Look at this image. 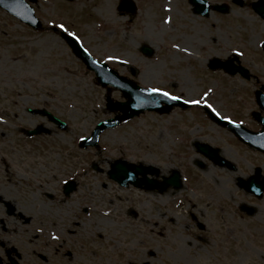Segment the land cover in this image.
Segmentation results:
<instances>
[{
	"label": "rangeland",
	"instance_id": "rangeland-1",
	"mask_svg": "<svg viewBox=\"0 0 264 264\" xmlns=\"http://www.w3.org/2000/svg\"><path fill=\"white\" fill-rule=\"evenodd\" d=\"M171 1L145 0L139 3V14L136 11L127 14L119 11L124 0H36L32 5L34 14L45 27L40 31L0 10L1 35L9 46L2 52L1 76L14 79V82L11 79L12 93L17 100L13 112L1 114L0 196L14 198L20 205L18 211L26 216L58 213L64 224L44 227L34 220L29 225L17 226L18 241H31L36 237L41 240L48 234L67 236L71 229L76 231L75 253L80 256L81 264H143L144 261L149 264H219V258L214 255L219 250L217 246L213 248L215 242L211 245L176 242L178 238L173 237L187 236V233L180 224L169 223L173 212L163 204L186 195L184 188L207 189L210 194L216 193L217 198L222 196V191L235 194L234 181L241 174L221 171L208 163L204 169L199 168L197 163H205L192 146L205 140L219 145L229 159H236L234 138L207 122L201 108L176 109L163 116L144 113L106 130L100 137L98 149L80 148L82 136L89 137L99 122L118 114L115 107L112 111L108 109V102L114 106L115 102L125 99L117 89L109 91L98 84L94 72L87 70L66 44L60 29L51 23L53 20L56 24L64 23L69 31L77 33L83 47L96 60L107 63L143 88H163L184 99L200 98L211 88L209 102L222 115L232 118L246 108L255 107L250 101V92L248 103H241L247 91V82L241 75L225 76L223 69L211 70L205 65L212 59H230L229 48L242 47L238 44L243 43L244 35L257 34L253 41L260 42L264 31L250 20H244V29H236L243 24L232 19H227L226 23L236 27L225 26L216 15L197 20L182 11L180 1L173 4ZM169 6L175 10L167 11ZM177 8L179 14H176ZM169 16L171 24L165 23ZM142 43L155 49L156 54L145 56L139 51ZM182 43L189 52L173 48L174 44L183 46ZM247 50L254 49L247 47ZM110 56L118 59H109ZM199 56L204 62L195 60ZM257 64L250 68V74L264 77V62ZM238 99L241 110L237 109ZM37 108L48 109L67 124V129H58L47 117L27 110ZM40 125L51 134L28 138L21 132L22 128L38 130ZM238 151L250 158L242 150ZM117 159L157 167L159 175L153 176L157 181H163L177 169L183 178V189L160 196L133 187L121 188L108 176ZM242 167L245 172L249 171L244 164ZM65 180L77 182L73 195L68 198L62 193ZM157 204L168 216L161 218L162 222L157 216ZM183 214L186 212L180 213L176 221H184ZM225 216L232 218L233 214ZM75 220H80L81 226H72ZM153 224H157L156 234L149 231ZM36 248L40 250L33 246Z\"/></svg>",
	"mask_w": 264,
	"mask_h": 264
},
{
	"label": "flooded vegetation",
	"instance_id": "flooded-vegetation-1",
	"mask_svg": "<svg viewBox=\"0 0 264 264\" xmlns=\"http://www.w3.org/2000/svg\"><path fill=\"white\" fill-rule=\"evenodd\" d=\"M144 1L124 0V11L127 14L129 12L133 13L134 11L139 14V10L141 9L139 3H143ZM179 1L182 6V11L197 20L208 19L212 15H216L222 24L224 23L229 28H235L236 26L227 25V19L238 20L243 24V27H236V29H244V20L246 22L250 20L252 25H256L260 30L264 31V0H172L171 4ZM130 4H132V8ZM174 10L175 7H172L171 12ZM177 10L179 9L177 8ZM179 13L180 10L176 14ZM1 33L2 30L0 28V116L2 112L8 114L13 112L14 108L17 107V100L12 93L14 88L11 81L12 78L10 76H5L4 78L1 76L2 52L9 49L8 44L3 42ZM7 34V32L4 33L8 37L9 35ZM263 36L264 34L260 37ZM255 37H257V34L244 35L241 38L243 43L238 44L242 47L235 46L229 48V57L231 58L227 61H222L217 58L214 61L213 59L207 61V65H205L209 68L210 66L224 64L227 65L226 68H245L248 71L246 77L238 72L247 82H245V89L247 90L246 98H243L241 103H248L246 99L250 92V101L255 107L251 106L249 109L246 108L245 111H240V114L238 113L237 116H233V119L237 121L235 125L241 126L243 130L231 132L227 126L212 120L207 114L206 109L202 108L207 122L225 131L235 140L231 142L237 148V150H234V156H236L234 158L236 159H229L222 148L214 143L209 144L217 149L222 159L216 161V159H209L205 156L210 166L221 171L224 170L230 173L239 172L241 174L234 181L235 194L229 195L228 191H222L221 195L223 198L222 196L217 198L216 193L210 194L207 189L194 191V188H184L187 191L186 195H179L171 199V203L163 204V206L168 208L167 210L169 212H173L169 223L180 224L184 232L187 233V236L177 235L173 237L174 239L178 238L176 242L188 241L189 245H192L191 241L193 243L204 242L209 245H211V242H215L213 248L217 246L219 250H216L214 255L219 258V264H264V153L253 148L248 143L249 137L264 131V99H262L263 106L257 101L259 94L264 96V77L251 75V71L249 72L251 67L259 65L257 62H264V38L257 43L253 41ZM203 42L205 43L204 40ZM199 43L202 47L201 42ZM182 44L184 45L174 44L173 48H176L175 45H179L177 49L184 50L186 48L185 43ZM247 47H251L254 50L248 52ZM233 49H238L243 53L246 52L251 55L245 56L244 54V57H237ZM259 56H261L260 60ZM190 58L194 59L193 57ZM195 60L200 63L204 62V58H201V56ZM242 60H245V62ZM10 61L11 58H9ZM223 71L226 72L224 74L226 76L227 71ZM227 75L234 77L236 74ZM12 80L14 82V79ZM238 103L239 106L237 109L241 110L242 107L239 99ZM27 110L30 111V109ZM256 141L261 142L262 140L257 137ZM204 142L208 143L205 140ZM238 150H242L250 158L245 157ZM243 164L249 170L248 172L244 171ZM250 178H253L257 184L256 187H261L262 190H260L261 188L259 189L260 191L247 190L243 186L242 181H248ZM182 189L176 190L169 188L165 192H162L160 188H157L153 192H149L158 193L161 196L163 194H174L175 192L182 191ZM36 190L40 192L41 188ZM230 190L232 191V189ZM62 192H64V186ZM44 194L49 197L48 193L44 192ZM17 206L20 205L10 195L8 198L0 196V261L3 264H81L80 256L77 252L75 253V245L78 241L76 242L73 239L76 233L74 230L69 229L68 233L70 235L67 236L48 234L44 236L45 239L41 240L36 237L31 241H18L17 226L29 225L34 220H37L44 227H46L45 225L55 226L57 224H63V218L61 219L58 213H54L51 216L44 214L26 216L24 213L18 211ZM155 207L158 208L157 216L160 222H162L161 218H167L168 216L161 212V205L157 204ZM225 211L226 213H224ZM183 212H186V214H183L184 221H176V218ZM231 214H233L232 218L225 216ZM135 217L138 220V215ZM141 219L145 221L144 216ZM81 224L80 220L71 222V225H75L76 227L81 226ZM147 225L150 224L147 223ZM156 226L157 224H153V227H150L149 231L153 230L152 233L156 234L154 231ZM169 231L172 230L169 229ZM46 232L49 231L46 230ZM159 234L162 233L160 232ZM54 236L59 237V239H54ZM67 244L71 246H67ZM33 246L39 247L40 250L37 248L33 249ZM150 255L153 256L154 252H151ZM214 255L212 256L214 257ZM149 263L147 261L143 262V264Z\"/></svg>",
	"mask_w": 264,
	"mask_h": 264
},
{
	"label": "water",
	"instance_id": "water-1",
	"mask_svg": "<svg viewBox=\"0 0 264 264\" xmlns=\"http://www.w3.org/2000/svg\"><path fill=\"white\" fill-rule=\"evenodd\" d=\"M0 5L10 12V14L12 13L18 17L21 21L30 24V26H32L34 29L41 27V22L35 17L34 10L28 6L25 1L8 0L7 2L6 0H2ZM64 37L77 57L86 64L89 70H92L96 73L97 80L100 85L104 87L108 85L114 86L115 88L119 89L123 96L127 99L126 102L114 104L116 109L121 112V116H117L115 119L111 118V120L99 123L96 129L93 131L91 137L82 141L80 145L82 148H86L88 146H98L99 137L106 129L115 127L123 121L131 120L137 116H140L145 111H155L164 114L169 113L174 108V106L184 107L185 104L182 101H173L157 93H152L139 87L137 83L130 81L125 77L119 76L118 73L110 69L107 64L99 63L94 60L77 42H75L73 38L68 36ZM141 51H143L147 56H153L155 53V51L147 45H145ZM237 70L242 72L244 71L243 69L238 68L230 69V71L233 73H235ZM243 74L245 75V73ZM262 99L263 98L259 96V102L261 105ZM109 108H113V104H111ZM42 114L49 116L50 119L56 122L62 129H66V125L61 122L59 118H55L45 111H43ZM234 129L237 130V128ZM48 131L49 130L38 129L29 132V134L35 135L42 132L48 133ZM257 137H261L262 141H256ZM248 143L264 152V131L249 137ZM198 150L207 156L209 155L212 157L215 155V153L211 151L212 149L210 147L198 146ZM112 168L113 169L110 172L111 178L115 179V181H117L122 186L128 187L129 185H133L137 188L147 189H152L158 186L154 180L147 178L148 174L152 175L155 172L152 167L146 168L142 165L129 164L125 161L119 160L113 164ZM168 186L175 188H180V186H182L181 175L179 172H174L170 178L164 180L162 188H167ZM245 186L247 188H251L254 185L250 182L246 183ZM73 189L74 186L68 185L66 192L69 194L71 191H73Z\"/></svg>",
	"mask_w": 264,
	"mask_h": 264
},
{
	"label": "snow or ice",
	"instance_id": "snow-or-ice-1",
	"mask_svg": "<svg viewBox=\"0 0 264 264\" xmlns=\"http://www.w3.org/2000/svg\"><path fill=\"white\" fill-rule=\"evenodd\" d=\"M167 11H169V12L172 11L171 6H169L167 8ZM51 23H52V25L54 27H58L63 33H66L67 35L72 37L74 40H76V41L80 42L81 44H83V41H81V39L77 35V33L69 31V27L66 26L64 23L56 24V22L54 20L51 21ZM165 23L171 24L172 23V17L171 16L167 17V19L165 20ZM175 47H179V45H175ZM184 50L188 51L187 48H185ZM85 51H87V49H85ZM233 51L239 56H243L244 55V53L239 51L238 49H233ZM109 59H118V57L110 56ZM148 91H150L152 93H157V94H159V95H161L163 97H167L168 99L173 100V101H182L185 104L195 105V106L203 105L204 107L210 109L212 111V113L215 114L216 117H218V118H220V119H222L224 121H227L228 123H231V124H234V125L237 124V121L234 120L231 116L222 115L221 112L217 109V107L209 102L208 96H209V93L212 92L211 88H209L207 91H205L203 93V95L200 96V98H188V99H184L183 96L175 95V94H173V93H171L169 91L164 90L163 88L153 87V88L149 89ZM0 120H3L2 116H0ZM241 123H242V121H241ZM84 138L85 137H83V136L81 137V139H84ZM67 182H68L67 180L64 181V183H67ZM53 238L54 239H59V237H56V236H54ZM0 264H3V262L0 261Z\"/></svg>",
	"mask_w": 264,
	"mask_h": 264
}]
</instances>
